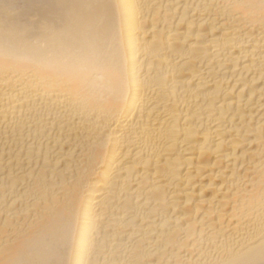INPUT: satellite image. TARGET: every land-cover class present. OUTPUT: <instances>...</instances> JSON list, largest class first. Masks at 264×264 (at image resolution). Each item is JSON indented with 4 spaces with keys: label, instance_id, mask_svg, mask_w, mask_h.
Wrapping results in <instances>:
<instances>
[{
    "label": "bare ground",
    "instance_id": "obj_1",
    "mask_svg": "<svg viewBox=\"0 0 264 264\" xmlns=\"http://www.w3.org/2000/svg\"><path fill=\"white\" fill-rule=\"evenodd\" d=\"M264 0H0V264H260Z\"/></svg>",
    "mask_w": 264,
    "mask_h": 264
},
{
    "label": "snow or ice",
    "instance_id": "obj_2",
    "mask_svg": "<svg viewBox=\"0 0 264 264\" xmlns=\"http://www.w3.org/2000/svg\"><path fill=\"white\" fill-rule=\"evenodd\" d=\"M260 264H264V259H262V260L260 261Z\"/></svg>",
    "mask_w": 264,
    "mask_h": 264
}]
</instances>
